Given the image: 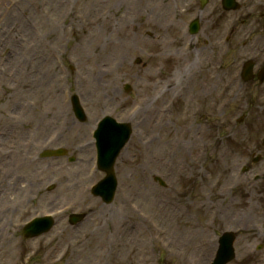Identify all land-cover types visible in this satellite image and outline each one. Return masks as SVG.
<instances>
[{
    "label": "rangeland",
    "instance_id": "rangeland-1",
    "mask_svg": "<svg viewBox=\"0 0 264 264\" xmlns=\"http://www.w3.org/2000/svg\"><path fill=\"white\" fill-rule=\"evenodd\" d=\"M238 1L239 9L225 11L221 0H208L204 6L199 0H0V151L4 153L0 167L4 182H11L0 186V264H63L71 246L66 245L67 234L81 239L99 225L105 233L96 231L94 239L107 236L109 245L89 264H136L133 243L145 236L152 239L147 264H188L190 253L201 250L205 254L198 255V264H206L218 232L226 229L238 232L236 256L228 264H262L264 81L243 82L239 71L247 58L256 66L264 60V0ZM88 10L94 16L106 13L116 23L117 29L104 35L100 46L105 47L107 39L124 41L125 31L130 32V53L125 61L113 63L116 97L108 102L97 100L83 78L89 66L80 28ZM124 10L126 29L119 15ZM166 10L170 19L165 18ZM195 17L200 27L192 35L185 26ZM185 40L191 41L188 50L183 48ZM168 77L170 84L164 86ZM124 83L131 85L129 91ZM204 83L210 87L208 96L195 95ZM155 86L157 91L152 92ZM161 88L170 90L156 98ZM66 91L79 95L87 116L84 123L64 103ZM142 97L151 98L152 113L162 104L165 110L166 104L162 120L148 128L142 110L133 118L128 115V108ZM104 114L129 122L132 129L115 161L118 185L109 204L82 192L91 180H81L92 157L84 145L90 119ZM192 127L200 137H191ZM51 132L58 135L50 144ZM57 146L65 147L74 160L39 156L42 148ZM11 160L12 171L7 172L4 162ZM241 166L247 168L244 173ZM156 175L166 187L154 182ZM103 176L97 171L92 180ZM75 196L79 201L55 217L50 231L31 239L17 236L35 211L44 214L73 202ZM155 197L173 201L179 210L172 246L149 225L133 234L130 245L120 232L112 231V216L130 219L131 206L143 210L148 206L151 213ZM245 210L250 219L263 216L260 227L241 222L247 218ZM69 212L87 216L70 226ZM57 242L58 249L45 262L46 251ZM246 245L262 247L243 256ZM35 247V256L26 259Z\"/></svg>",
    "mask_w": 264,
    "mask_h": 264
},
{
    "label": "bare ground",
    "instance_id": "bare-ground-1",
    "mask_svg": "<svg viewBox=\"0 0 264 264\" xmlns=\"http://www.w3.org/2000/svg\"><path fill=\"white\" fill-rule=\"evenodd\" d=\"M165 6L169 8V3L166 2ZM105 14L106 13H103L101 16V14L98 13L96 16H94L95 13L93 10H88L81 17L82 26L80 29L84 35L82 40L84 60L85 64L89 66L85 68L83 78L85 79L88 87L96 93L97 100L108 102L111 97H116V92L112 88V83L116 81V78L113 77L116 71L113 63L118 60L125 61L127 54L130 53V32L125 31L123 36L124 41H114L107 39L105 47L100 46V40L102 37L108 33L112 34L117 29L116 23L111 19V17H108ZM119 15L121 16L120 23H122L124 29H126L127 26L125 22L127 20L128 11L124 10ZM171 15L172 14H168V11L166 10L165 18L170 19ZM176 66H178V63ZM102 75L104 79H102ZM108 76H111V78L108 79ZM162 83L164 86H169V77L165 78ZM168 90H170V88L159 91V96L163 95ZM103 91L106 92V100L103 97ZM180 92L181 90L179 93ZM209 93L210 87L208 84L204 83L199 87L195 95L201 94L203 96H208ZM150 100L151 98L149 99L148 97L140 98L138 101L139 108L135 112V115H137L142 110L143 121L146 123V128L154 125L156 123V119H162L163 117V110L160 109L163 104L159 105V108H157V110L152 113L154 106L150 104ZM135 115H133L132 118ZM94 120L95 119L91 118V121ZM4 131L5 128H3L2 134ZM200 133L201 132L199 130L192 127L191 137L196 139L200 137ZM173 146L175 147L174 144ZM85 148L88 151L89 144H87ZM178 150H181V148ZM2 155H4V153L0 151V156ZM12 160L7 163L4 162V167L7 172L12 171ZM2 170V167H0V186L3 185V182L5 181V172L3 175ZM4 185H11L10 180L4 182ZM144 201L147 202L146 199H144ZM174 204L175 203L173 201L168 202L161 197H155L152 204L149 206H154V210L151 213L147 210L148 206L146 205V210H143L142 208H132L130 220H122L120 216H112V220L114 222L112 231L115 233L120 232L123 237H126V243L130 245V238L133 237V234L142 231L145 225H149L153 231L155 230L157 234L163 236L164 240H166L172 246L174 243L172 226L174 224L175 217L179 212V210L174 207ZM101 209L103 208L101 207ZM245 212H247V218L243 217L241 222L248 225L250 224L251 228L257 229V227H259V225L263 222V216L250 219L248 210H245ZM153 219H156V221ZM96 231H103L105 233V229L102 225H99L95 231L89 232L88 235L82 237L81 239L75 238L72 232L68 233L66 245L69 244L71 246L69 248L68 256L63 264H89L91 258L101 256L106 251L109 241L107 236H103L100 239H94ZM133 245L136 246V251L134 252L135 262L136 264H141L149 257L148 237L145 236L140 241H135ZM57 249L58 243L46 251L43 260L46 262L50 257L53 256ZM247 249L248 247L245 248L244 254L247 253Z\"/></svg>",
    "mask_w": 264,
    "mask_h": 264
},
{
    "label": "water",
    "instance_id": "water-1",
    "mask_svg": "<svg viewBox=\"0 0 264 264\" xmlns=\"http://www.w3.org/2000/svg\"><path fill=\"white\" fill-rule=\"evenodd\" d=\"M223 5H224V7L227 8V9H228V8H234V7H236V4H235L234 0H223ZM196 28H197V23L195 22V23H193V25H192V30L195 31ZM248 69H249V63H247L245 73L248 71ZM126 126H127V125H126ZM122 139H124V136H123ZM109 172H111V170H109ZM111 173H112V172H111Z\"/></svg>",
    "mask_w": 264,
    "mask_h": 264
}]
</instances>
